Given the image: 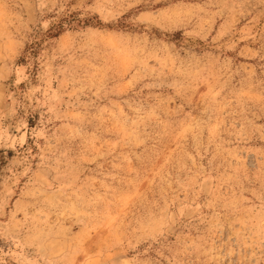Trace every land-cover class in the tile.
I'll use <instances>...</instances> for the list:
<instances>
[{"label":"rangeland","instance_id":"374dc122","mask_svg":"<svg viewBox=\"0 0 264 264\" xmlns=\"http://www.w3.org/2000/svg\"><path fill=\"white\" fill-rule=\"evenodd\" d=\"M24 245L264 264V0H0V262Z\"/></svg>","mask_w":264,"mask_h":264},{"label":"snow or ice","instance_id":"6c2138e0","mask_svg":"<svg viewBox=\"0 0 264 264\" xmlns=\"http://www.w3.org/2000/svg\"><path fill=\"white\" fill-rule=\"evenodd\" d=\"M22 246L20 244H17V249L20 250ZM23 251L21 256L15 257L10 260H6L3 262H0V264H41L39 254L35 253L34 258H29L33 257V252L30 250V246L24 245L23 246ZM76 264H89V261L87 259V254H83L81 256V259L76 262Z\"/></svg>","mask_w":264,"mask_h":264}]
</instances>
